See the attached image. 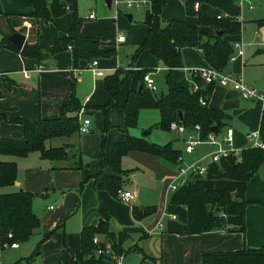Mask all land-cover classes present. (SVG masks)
I'll return each instance as SVG.
<instances>
[{"label":"crops","instance_id":"obj_1","mask_svg":"<svg viewBox=\"0 0 264 264\" xmlns=\"http://www.w3.org/2000/svg\"><path fill=\"white\" fill-rule=\"evenodd\" d=\"M79 5L80 0H76V10ZM112 6L115 7L110 2V7ZM115 8L118 11L119 7ZM197 10L208 16L220 12L206 3H200ZM71 11L67 8L63 14L45 22L33 16L32 8L22 0H0V114L3 115L0 119V137L19 139L23 136L22 124L10 121V118L34 121L39 118L58 117L61 105L70 101L72 89L81 104L79 121H90L89 133L76 132L63 136L66 139L59 144L46 145L45 141L46 148L64 146L67 152L65 159L42 158L36 151L22 157L0 154L1 161H15L17 164L16 180L12 185L5 186L7 189L4 191L21 189L34 193L32 209L39 218V226L34 231L38 237L37 242L43 234L51 232V236L43 242L36 254L40 263L74 264L71 260H78L80 257V231L84 226L96 225L101 210L109 217V230L126 235L122 243V264H200L204 252L253 249L264 245V165L261 166L262 170L256 171L250 177L245 188L244 197L248 203L244 232L220 229L197 234L187 233L186 206L170 202L174 191L169 186L177 179V166L153 154L131 150L121 157L120 189L133 192L134 198L130 202L121 201L100 186L106 176L118 175L109 165L103 164L104 159H109L114 143L123 140L127 134L139 137L136 133L138 123L135 127L126 128L124 112L121 109L128 92L138 90L141 85L140 71L147 69L146 73H150L152 77L158 75L160 70L165 72V76L168 69L148 50L141 52L137 59H132L133 55L124 60L118 57L119 46L120 49L122 45L127 48L134 47L142 41L148 30L147 25L130 35L129 42L126 36L124 40L117 41L120 33L113 35L112 32V44L107 45L100 41L105 40L100 20H95V16L88 18L91 12L86 15V20L82 18L85 22L82 21L81 33L98 38L100 49L115 50L113 57L98 58L94 71L89 69L92 61L79 60L78 66H73L70 47L38 60L7 46L8 41L16 47L9 39L15 32L24 35L23 46L53 45L68 36L72 22ZM132 17L131 14V19ZM160 18L162 25L170 19H180L196 25V16L192 17V21L187 20L184 0H167ZM202 30L208 34L213 32L209 27H202ZM226 35L223 38L229 41ZM236 42L242 44L243 54L237 55L233 61L228 59V63L238 62L243 66L244 44L241 39H236L233 49ZM261 43L264 45V39ZM181 53L183 66L173 68L171 73L178 84L189 89L191 82L185 68L211 66L198 48L183 47ZM117 69L123 71L121 76L127 71H136L138 77L134 79V75H127L124 79L118 95L119 104L108 111L110 122L109 127L105 128L100 108L108 100L104 77ZM224 71L239 75L228 68V65ZM241 81L245 86L242 76ZM213 85L207 106L222 109L229 114L227 124L221 129H225V132L229 127L232 129L233 147L241 151L250 146L246 134L250 130L259 129L261 113L264 111V97L259 91L257 96H245L232 82ZM252 85L251 88L257 90L256 82H252ZM142 110L146 109H141L139 115ZM156 112L158 122L159 112ZM151 114L155 116L154 113ZM221 129L216 133L219 140L224 136ZM102 130L106 133L102 135L101 141ZM170 131L176 133L173 138L177 141L173 142L171 139L168 142L172 148L179 150V154H183L186 161L216 149L215 145L205 144L207 148L197 147L192 154H185L183 136L176 130ZM44 195V210L38 212L34 207L39 198L36 196ZM50 200L54 201V205L49 204ZM134 209L136 213L150 209L151 213L139 217ZM94 237L102 242L108 241L102 234ZM20 244L17 243V247L13 249H18Z\"/></svg>","mask_w":264,"mask_h":264},{"label":"trees","instance_id":"obj_2","mask_svg":"<svg viewBox=\"0 0 264 264\" xmlns=\"http://www.w3.org/2000/svg\"><path fill=\"white\" fill-rule=\"evenodd\" d=\"M32 8L31 14L45 22L53 17L63 14L67 6H76V0H22ZM167 0H151L150 8L145 12L144 23L148 30L145 37L138 44L132 59L142 51L148 50L165 66L168 71L164 76L166 92L150 91L144 86L143 75L147 69L139 73L141 89L129 91L122 105L125 127L132 128L138 123L141 109H156L159 120L155 127L170 131L171 122L183 124L190 130L195 124L200 126V135L205 137L216 126L218 130L227 124L229 114L219 108H209L201 105L199 98L208 101L213 84H199L201 89L189 92L187 88L178 84L172 76L171 70L183 66L181 49L183 47L198 48L206 62L213 68L224 71L228 59L233 53L232 45L223 38L224 34L240 33L241 24L235 20L240 8L235 0H184L185 12L196 16V25H190L180 19H170L161 24L160 13ZM194 2L209 4L220 11L229 14L226 18L208 16L194 9ZM72 22L68 36L59 39L51 46L39 44H24L19 50L7 41V46L31 56L38 60L47 55L70 47L73 66H78L79 60L93 61L101 57H110L115 54L113 48L102 50L99 48V39L81 33L82 18L77 14L76 8L71 11ZM258 25H264V18L258 20ZM202 27L212 28L211 34L202 30ZM217 31L222 35L216 34ZM121 69L104 77V88L108 96L105 105L101 106L105 128L109 127L108 111L118 106V95L122 83L130 73L124 76ZM2 92L0 89V97ZM81 104L74 95L73 89L70 101L60 107L56 118H39L27 121L20 118H10V121L22 124L23 136L19 139L0 137V154L13 156H26L31 152H39L42 158L50 160L65 159L67 152L64 146L45 147V141L54 137L70 136L78 132V111ZM181 113V115H179ZM3 115L0 114V119ZM260 139L264 142V111L261 113ZM136 150L153 154L164 160L175 163L179 150L172 148L171 143L158 144L147 140L145 137H136L127 134L126 137L114 143L109 159H104L103 164L109 165L118 175L106 176L100 186L111 195L116 196L121 188L122 177L119 164L121 157L128 151ZM101 156V154H100ZM264 165V150L257 147H246L240 151V156L230 155L222 157L218 162L208 166L205 176L195 177L188 183L178 187L171 195L170 202L185 205L187 208V233L197 234L220 229L228 231H245V210L248 201L244 197L245 188L250 177ZM17 164L15 161L0 160V254L4 242L22 243L27 241L39 226V218L32 209L34 193L21 189L13 192H1V188L12 185L16 180ZM142 217L151 213L150 209L135 211ZM108 215L100 211V219L96 225L84 226L80 231V257L71 260L74 264H110L108 257L97 255L93 237L102 234L111 242L116 254H122V243L126 235L110 231ZM8 234H11L8 236ZM51 236V232L42 235L37 242L32 258L43 242ZM1 264V263H0ZM200 264H264V245L247 249L204 252Z\"/></svg>","mask_w":264,"mask_h":264},{"label":"rangeland","instance_id":"obj_3","mask_svg":"<svg viewBox=\"0 0 264 264\" xmlns=\"http://www.w3.org/2000/svg\"><path fill=\"white\" fill-rule=\"evenodd\" d=\"M248 3L252 4V9L248 8ZM149 7L150 6L147 5L141 8L126 9L124 6L120 5L117 11L113 6L108 7L105 0H80L77 14L80 18L85 19L89 12H93L94 16L96 17L95 20H100L101 27L103 28L102 36L105 40L102 39L100 41L107 43V45H111V41H113L111 38L112 32L113 35L120 33L123 36H126L128 38L127 42H129L130 35H132L135 31L140 30L141 27H145L146 24L144 23V15ZM128 13H131L133 16L131 20H129L126 16ZM192 17V15L187 14V20H191ZM238 17L241 19V21L237 19L235 20L242 24L240 33L227 34L226 39L231 42V45H233L236 39H241L243 41L244 57L242 61L244 62V65L241 66L238 62H229L228 68L234 70V73L241 75L245 86L248 88H251L254 85H252V82H256L257 86L259 87H257V91H259V93H261V95L264 97V92L262 91V89H264V45L261 43L264 39V25H258V20L264 18V0H243L240 4V14ZM84 19L82 21L85 22L86 19ZM138 44L134 47L128 48L126 45H122L121 49L119 46V50H117L118 57H120L121 60H124V58L130 57V55L132 56ZM233 53L236 54L237 51L233 49ZM137 73L138 72L135 71L128 74V76L132 77L134 75V79H137ZM164 73V71L160 70L158 75L152 76V78L155 79L154 82L157 89L156 92H160L161 90L166 92ZM151 113H154L155 116L153 117ZM156 115L157 112L155 109H146L141 111L139 115L138 130H136L137 135L139 137L144 136L147 140L156 142L158 144H165L171 139L173 142L177 141L173 138L176 134L175 132H165L154 126L157 121ZM223 131L225 133V129H221V133ZM105 133L106 132L102 130L100 139L101 141L103 138L102 135H105ZM221 133H219L220 136ZM64 139H66V137H54L48 139L46 141V145L49 143L59 144L60 142L64 141ZM248 143L250 144L251 142L248 140ZM207 147L208 146L206 145H200L198 146V149H205ZM258 170L260 171L262 168L259 167ZM4 189L7 188H1V192H5ZM36 197L39 198H37L38 200L34 207L38 212L43 211V201L46 196L44 195ZM49 204L54 205V201L50 200ZM35 233L36 232H34V234L27 241L22 242L18 249H13L11 247L4 248L0 254L1 264H41L40 259L36 254L27 261V258L33 254L37 245L36 242L38 237ZM109 263L113 264L111 261H109Z\"/></svg>","mask_w":264,"mask_h":264},{"label":"built area","instance_id":"obj_4","mask_svg":"<svg viewBox=\"0 0 264 264\" xmlns=\"http://www.w3.org/2000/svg\"><path fill=\"white\" fill-rule=\"evenodd\" d=\"M243 0H235L236 4L240 8V4ZM112 4L115 7H119L120 5L124 6L127 9L132 8H141L143 6L151 5V0H111ZM199 7V2H194V8L197 10ZM150 8V7H149ZM248 8L252 9V4L248 3ZM94 14L91 12L88 15V18H93ZM229 17V14L223 11H220L216 14V18H226ZM235 19L241 21V19L236 16ZM238 21V22H239ZM124 40V36L119 34L117 36V41ZM237 53L236 55L232 54L229 57L230 61L236 59L237 55L243 54L242 44L240 42H236L234 45ZM97 64V60H93L91 62V66L89 69L94 71V66ZM187 74L190 78V88L188 89L189 92H197L201 89L199 81L203 83V85L207 84H221L226 85L229 82H232L234 87L240 90L245 96H257L258 92L255 88H248L242 84L241 76L234 75L230 72L219 71L213 67H206V68H185ZM143 83L144 86L149 89L150 91H156V86L154 79L151 77L150 73H145L143 75ZM199 102L201 105L207 106V100L205 98L200 97ZM81 110V109H80ZM81 112H78V120L79 115ZM89 119H82L79 121L78 132L79 133H87L90 131L89 128ZM171 130H176L180 133L182 137V141L184 143V153L185 154H192L198 146L205 145V144H212L216 146L214 151H210L206 154H202L199 157L191 160L186 161L184 159L183 154H179L176 158V166H177V179L174 180L169 188L172 191H175L178 187L188 183L189 181L193 180L195 177L198 176H205L208 171V166L212 163L218 162L222 157H227L230 155H234L239 157L240 150L235 149L233 147V131L229 127L226 129L224 136L221 140L217 139V134L213 131H210L205 137L200 135V126L195 124L190 130H187L183 124L177 123L175 121L171 122L170 124ZM247 139L251 142V147H257L264 150V142L260 139V131L259 129H255L249 131L246 134ZM117 198L124 202H130L134 198L133 192L129 190L118 189ZM171 217H174L173 215ZM11 234H8L10 236ZM93 243L96 245L95 252L97 255H103L108 257L114 264H122V254H116L113 250L112 245L108 241H99L98 238L93 237ZM15 248L17 247L16 242H4L3 248Z\"/></svg>","mask_w":264,"mask_h":264},{"label":"water","instance_id":"obj_5","mask_svg":"<svg viewBox=\"0 0 264 264\" xmlns=\"http://www.w3.org/2000/svg\"><path fill=\"white\" fill-rule=\"evenodd\" d=\"M105 2H106V4H107V6L110 7V2H111V0H105ZM67 8H68L69 10H73L75 7L72 6V5H69ZM126 16L128 17L129 20H131V14H130V13L126 14ZM216 34L221 35L222 32L217 31ZM9 39L13 42V44H14L17 48H19V49L22 48V46H23V41H24V35L15 32V33H13V34H11V35L9 36ZM140 89H141V85L138 86V91H139ZM179 115H181V113H179ZM217 130H218V129H217L216 126H213L212 129H211V131H213L214 133H217Z\"/></svg>","mask_w":264,"mask_h":264}]
</instances>
